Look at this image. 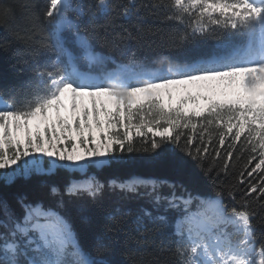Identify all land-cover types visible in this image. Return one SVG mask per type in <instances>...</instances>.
Instances as JSON below:
<instances>
[{"label":"snow or ice","instance_id":"1","mask_svg":"<svg viewBox=\"0 0 264 264\" xmlns=\"http://www.w3.org/2000/svg\"><path fill=\"white\" fill-rule=\"evenodd\" d=\"M23 7L33 21L25 36L33 42L27 55L46 58L22 82L18 100L0 95V180L12 183L58 169L71 178L63 189L46 185L54 206L18 197L20 217L0 199V264H122L109 236L119 228L95 233L93 254L61 214L64 197H87L97 205L106 188L124 193L103 217L116 224L133 214L122 201L149 198L153 208L141 206L133 223L144 233L159 231L147 228L146 219L170 225L175 239L161 240L154 251L175 257L174 264H264V231L258 232L264 226V0H126L115 5L114 15L112 0H96L86 22L91 5L85 0H48L42 20L37 4ZM143 10L177 26L156 46L177 53L178 62L165 57L166 67L153 70L135 60L117 63L96 50L99 43L134 57L131 41L161 31L144 25ZM97 13L107 17L104 24L96 22ZM12 14L11 4H0V20ZM117 19L130 27L116 25ZM209 40L216 42L209 51L190 48ZM109 62L116 66L109 69ZM134 152L149 154L151 164L170 175L104 182L88 171ZM238 164L233 180L213 196L193 195L182 182L192 178V165L205 176L213 170L219 176ZM193 200L199 202L196 211L189 210ZM161 206L164 213L181 214L170 222ZM76 212L82 223L92 222L85 204ZM135 243L136 249L119 253L124 260L143 258L154 242Z\"/></svg>","mask_w":264,"mask_h":264},{"label":"trees","instance_id":"2","mask_svg":"<svg viewBox=\"0 0 264 264\" xmlns=\"http://www.w3.org/2000/svg\"><path fill=\"white\" fill-rule=\"evenodd\" d=\"M126 0H112L114 5L113 15L117 10L115 5L125 3ZM11 4L13 6V14L6 20H0V95L5 97L18 100L19 90L22 82L32 78L34 76V67L36 63H42L46 58L45 55H41L35 60L27 55V52L31 50L33 42H25L26 33L31 28L33 21L30 18L29 11L23 7V5L29 3H35L41 10L44 9L48 0H0V4ZM85 3L91 5L86 8V15L83 20L86 22L93 18V13L96 12L95 4L96 0H85ZM143 18V23L146 27L159 28L161 31L156 35H144L139 37V43L136 41L130 42L131 52H135L136 55L132 57L129 52L122 51L120 49L112 50L103 47L101 44H95L96 50L102 52L104 55H111L117 63H127L129 60H135L137 63H144L149 68L166 66L167 62L162 64L164 58L167 57L168 61H179V55L177 53L170 52L164 49H158L157 43L161 36L167 37L169 32L177 27L172 23L162 22L161 18L155 15H150L147 10H143L140 13ZM95 20L98 23L104 24L107 17L100 14L95 15ZM114 23L118 26L130 27V21L125 19H117ZM117 31L122 30L117 27ZM134 35L136 34L135 29H132ZM69 35V34H65ZM103 31L101 36H103ZM110 38V37H109ZM235 39H240L236 37ZM216 42L209 40L206 43H199L190 46V48H198L203 51H209L215 48ZM20 53V54H17ZM27 60V63L24 61ZM115 64L109 62L108 67L112 68ZM243 139V138H242ZM168 147V146H166ZM179 150L177 149V152ZM253 162V166H254ZM207 167V163L205 164ZM239 168L231 170L230 175L221 173L219 176L216 175V171L213 170L209 176H205L204 172L197 168L195 165L191 166L192 178H184L183 183L185 187L193 193V195H199L202 197L213 196L217 187L221 184H228L233 180L236 172ZM90 173H95L101 181L107 182L110 178H118L124 180L131 176H168L170 175L167 171L154 167L150 162V156L143 152H134L131 154H123V159L111 163L104 169L90 168ZM76 179H83L79 174H72ZM71 178L69 171L64 169H58L54 175H32L30 178H17L12 183H5L0 180V199L6 200L11 206L12 210L17 217L23 216V210L17 203V198L20 196L27 197L30 202H36L42 200L45 205H55L56 198L48 195L47 184H56L63 189L64 185L68 183ZM140 192L145 191L143 188ZM164 192H168L167 188L163 189ZM179 191V190H178ZM124 196V193L120 191L111 192L107 188L105 189L104 198L101 204L93 205L87 197L80 199L64 197L66 211H62V215H66L70 220L74 230L76 231L80 243L87 252L94 254V240L95 233L106 230L119 228V232H109V236L117 242V259L121 260L122 264H131L132 260L143 261V264H157V262L167 261V264H174L175 257L165 253L163 255L154 251L155 244H158L161 240L167 241L168 238L175 239L172 236L173 228L169 226H161L158 223L153 224L147 219L145 224L149 229H159V231H151L144 233L143 230L137 231L135 224L136 210L141 206L152 209L153 205L149 203L148 197H140L136 195H130L128 199L122 201L125 208H131L133 214L131 216L124 217L120 220L119 224L105 220L103 217L105 214L115 206L114 202L118 197ZM239 199V193L237 194ZM85 204L89 208L88 215L92 217V222L89 224L82 223L79 214L76 212V206L79 204ZM225 203L231 205V201L225 195ZM198 204L197 200H194L191 208H196ZM156 213L154 212V215ZM160 214H166L169 217L170 222H173L175 218L181 213L175 210H169L164 213L163 206L160 208ZM0 218L2 214H0ZM259 214L257 219H259ZM2 230V229H0ZM264 231V226L258 229V232ZM136 240H147L150 243L145 250V255L141 258L139 255L132 256L130 260H124L122 253L124 251H131L136 249Z\"/></svg>","mask_w":264,"mask_h":264},{"label":"rangeland","instance_id":"3","mask_svg":"<svg viewBox=\"0 0 264 264\" xmlns=\"http://www.w3.org/2000/svg\"><path fill=\"white\" fill-rule=\"evenodd\" d=\"M199 203V202H198Z\"/></svg>","mask_w":264,"mask_h":264}]
</instances>
